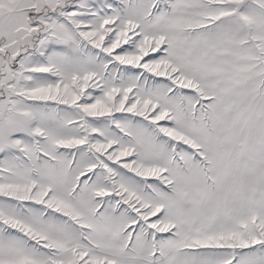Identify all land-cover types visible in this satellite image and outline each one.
Returning <instances> with one entry per match:
<instances>
[{
  "label": "snow or ice",
  "instance_id": "obj_1",
  "mask_svg": "<svg viewBox=\"0 0 264 264\" xmlns=\"http://www.w3.org/2000/svg\"><path fill=\"white\" fill-rule=\"evenodd\" d=\"M0 264H264V0H0Z\"/></svg>",
  "mask_w": 264,
  "mask_h": 264
}]
</instances>
